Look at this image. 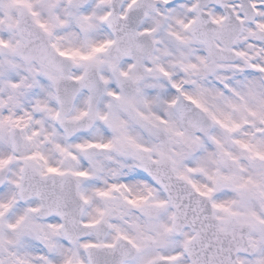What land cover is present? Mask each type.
Instances as JSON below:
<instances>
[{
    "label": "snow or ice",
    "instance_id": "1",
    "mask_svg": "<svg viewBox=\"0 0 264 264\" xmlns=\"http://www.w3.org/2000/svg\"><path fill=\"white\" fill-rule=\"evenodd\" d=\"M0 264H264V0H0Z\"/></svg>",
    "mask_w": 264,
    "mask_h": 264
}]
</instances>
